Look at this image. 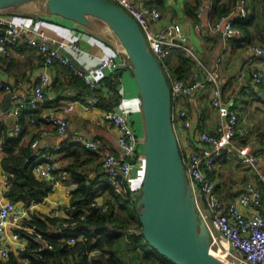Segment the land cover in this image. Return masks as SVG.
Segmentation results:
<instances>
[{
  "label": "built area",
  "instance_id": "built-area-1",
  "mask_svg": "<svg viewBox=\"0 0 264 264\" xmlns=\"http://www.w3.org/2000/svg\"><path fill=\"white\" fill-rule=\"evenodd\" d=\"M111 1L135 19L146 39L147 48L158 61L165 64V60L176 46H182L194 59L198 60L199 67L194 66L186 76L171 80L172 100L191 95L208 85L210 87L209 103L216 110L219 122L215 132L201 129L198 132V148L184 156L186 180L195 198L196 209L208 228L210 252L214 254L213 251L221 250L226 257L223 260L226 262L264 264V214L258 210L262 201L261 187L252 181H248L236 197L226 201L215 192L216 180L213 176V170L224 148L237 151L241 162L249 165L256 177L264 182V170L259 167V156L247 147L237 145L233 141L237 130L238 112L232 108L222 92V74L216 69L201 65L191 47L185 44L187 39L181 23L164 20L161 10L156 5H146L136 0ZM204 8L202 3L196 6L195 12L198 17L202 16ZM236 14L242 17L246 16L247 8L243 0H240ZM231 15L232 13L223 15L206 27L202 23L196 22L194 28L200 36H204L207 30L221 31L222 48H226L232 40L242 36V29L233 23ZM22 36H26L27 44L35 53L42 56L43 66L36 75L31 90L24 86V79H20L14 84L4 82L0 77V91L10 94L9 113L13 114L16 120L18 119L14 126L15 134L21 130V110L29 106L35 108L43 102L44 90L51 81L49 68L52 65L59 64L73 71L90 88L96 87V79L100 75L114 73L121 68L127 70L131 68L127 57L120 54L102 56L96 64L89 68L77 67L64 52L65 50L73 53L81 52L82 46L77 40L55 38L42 29L6 15L0 9V56L14 58L16 55L14 46ZM177 40L182 43L180 44ZM254 50L256 54H261L263 51L260 46H254ZM249 75L252 83L261 88L264 98V69L253 67L250 69ZM121 87L120 85L119 101L104 114V118L109 120L117 131L115 143L118 151L104 147L100 142L85 138L79 133L73 135L72 140L95 152L101 161L104 171L103 178L109 182L114 190L126 192V186H131L130 181L133 175L143 176L145 160L143 144L136 132L134 120L129 111L131 98ZM86 103L96 106V98L89 97L86 99ZM74 104L75 100L71 94H68L63 109L71 111ZM171 115L173 122L175 118L179 117L185 127L190 126V116L185 109L174 110L172 108ZM28 119L32 124L35 123V118L32 115L28 116ZM66 127L67 121L64 118H56L49 114L46 123L34 131L30 146L37 148L42 136L48 135L52 131L62 134ZM65 144V141L58 142L43 151L38 148L35 149L33 154L36 155V160L32 171L38 179L46 180L52 185L66 184V191L71 194L76 182L70 178V172L64 164L62 154ZM7 178L6 189L0 187V258L7 259L11 252L18 253L25 250H31L38 256L40 255V246L34 250L28 249L27 243H22L19 232L24 230L34 234L37 239L44 236L43 233L36 230L34 224L24 223V220L30 219L31 208L38 202H32L27 206L24 202L18 204L8 198L6 192L11 187L8 174ZM135 195L136 193H133V196ZM91 208H100L104 211L108 208V204L106 201L94 199L78 216L68 211V204L66 215L63 218H57L55 225L46 230V234H56L54 240L64 243L68 248L74 247L78 240L83 237V234L76 236L68 232L80 227L77 224L85 220ZM53 214L58 215L56 212ZM50 242L49 240L43 241L41 245L51 248ZM96 253L98 250H93L89 252L88 256L91 257ZM21 261L28 264L29 258L23 257ZM153 264L175 263L156 260Z\"/></svg>",
  "mask_w": 264,
  "mask_h": 264
},
{
  "label": "crops",
  "instance_id": "crops-1",
  "mask_svg": "<svg viewBox=\"0 0 264 264\" xmlns=\"http://www.w3.org/2000/svg\"><path fill=\"white\" fill-rule=\"evenodd\" d=\"M136 1L146 5H156L161 10L164 20L180 22L186 34V39L190 42L191 50L198 57L201 65L220 71L223 77L222 92L225 98L228 99L229 104L238 112L237 130L233 141L235 144L245 146L258 155L260 158L259 167L264 170V98L261 88L252 83L249 75L250 69L253 67L264 69V0H243L247 12L255 13V24L250 33L242 32V36L231 41L226 48H222L221 31L207 30L205 36H200L194 28L196 22L202 23L206 27L209 23L216 21L210 20L207 16L212 0ZM239 2L240 0H237L236 9ZM191 3L204 4V12L197 20L191 17L188 10L190 6H187V4ZM23 5L24 7L20 10L16 7L5 10L14 12L18 18H15L16 20L24 21L35 28L42 29L55 38L77 40L82 46L81 52L64 51L70 61L77 67H92L100 57L116 55L121 52L119 42L112 30L107 24L99 25L97 18L89 16L87 24H80L59 14L49 12L45 0L42 3L32 1L30 4H22L19 7ZM232 9L230 8L228 12L231 13ZM254 46H260L263 50L262 53L256 54ZM14 49L16 55L13 61L10 62L5 57L0 56V77L4 82L14 84L18 80L24 79V86L31 90L35 77L43 66V61L27 44L26 36L19 39ZM192 58L191 69L194 66L199 67L198 60ZM64 69L66 68L59 64H54L49 68L51 81L44 90L43 102L37 106L39 109L38 121L32 124L28 117L25 119L27 130L21 139V144L30 146L34 131L46 123L49 114L56 118L62 117L67 121L65 132L57 134L52 131L48 135L42 136L37 148L43 151L55 143L65 141L67 145H70L62 154L66 167L69 163L75 162L77 170L85 172L89 178H103L104 171L98 156L83 148L78 142L73 141L72 136L79 133L85 138L100 142L104 147L118 151L115 143L117 131L113 124L104 118V109L86 103V99L89 98L87 96L74 99L75 104L71 111L63 109L66 100L64 94L72 93L68 92L67 85H61L65 84ZM234 70L235 73L231 74ZM121 79V89L131 98L129 111L133 117L136 132L138 136H141L143 133L142 124H139V129L137 126V122L140 121L141 123L142 118L136 83L128 70L123 71ZM7 94L0 91V105L8 101L9 108L11 103L7 99ZM209 95L210 87L207 85L198 92L172 100L174 110L183 108L190 116L189 127H185L179 117L174 119L173 124L178 145L184 155L198 148V132L201 129L215 132L217 128L219 117L216 110L209 103ZM0 120H3L11 133H15L14 126L18 119L16 120V117L9 113L8 109L0 113ZM37 148L31 147L32 151ZM74 154H77V156L75 157ZM1 157L2 151L0 150V160ZM213 176L216 180L217 194L225 201L236 197L243 190L246 182L252 181L258 184L262 189V201L258 210L264 214V182L256 177L255 172L249 165L241 162L237 151H231L230 148L222 150L220 159L213 170ZM70 178L75 181L72 177ZM140 179L139 174L133 175L130 185L134 188L139 187ZM6 182H8L7 174L0 164V187L6 189ZM105 194L106 192L100 193L95 199L105 201ZM70 197L71 194L66 191V184L53 185V191L45 197L44 201L36 203L31 208L29 217L31 218L32 213L35 212L36 215L63 218L66 215ZM16 202L20 204L23 201ZM55 212L58 214L57 216L53 214ZM40 240L43 242L49 239L43 236ZM21 241L24 244L27 243L24 237H21Z\"/></svg>",
  "mask_w": 264,
  "mask_h": 264
},
{
  "label": "trees",
  "instance_id": "trees-1",
  "mask_svg": "<svg viewBox=\"0 0 264 264\" xmlns=\"http://www.w3.org/2000/svg\"><path fill=\"white\" fill-rule=\"evenodd\" d=\"M236 2L237 0H212L207 16L214 21L223 15L230 14L228 11L233 8L231 10L233 23L239 26L242 32L248 34L255 24V13L248 11L246 16L237 15ZM196 5V3L187 4V6H190L188 10L191 17L195 20L198 19L195 12ZM4 13L13 18L16 17L14 12L4 11ZM117 54L125 56L123 52ZM38 56L43 60L40 54ZM6 59L10 62L13 61V58L7 57ZM159 63L167 82L171 84L172 79L184 77L191 71L193 58L182 46H177L171 51L164 62L165 64L161 61ZM124 70L127 69L121 68L114 73L100 75L96 79V87L90 88L76 73L64 69L65 84L61 85L68 86V92H72L70 94L73 99L82 96L95 97L96 106L107 111L119 101L121 75ZM128 71L132 76V69L129 68ZM66 95L64 94V97ZM38 113L39 109L37 107L23 108L20 112L22 127L17 134L11 133L3 120H0V150L2 151L0 164L9 175L11 183L6 196L14 201L22 200L27 206L32 202L44 201L45 197L53 191V185L50 182L38 179L34 175L32 167L36 155L33 154L30 146L21 144V139L27 130L25 119L32 115L35 117V122H37ZM172 123L174 124V122ZM78 144L85 148L81 143ZM69 146L66 143L63 151H66ZM93 153L97 155L95 152ZM180 153L184 158L185 155L181 149ZM74 155L77 156V154ZM67 170L70 172L71 177L77 181L76 188L71 192L68 211L78 216L92 200L103 192H106L105 201L108 208L104 211L100 208H91L85 220L77 224L80 227L68 232L76 236L83 234V237L72 248H68L64 243L54 240L56 234H46V230L55 225L57 218L50 215H36L33 212L31 218L24 220V223L34 224L36 230L43 233L44 238L51 241L52 247H44V245H41L43 242L37 239L34 234L21 230L19 232L21 237L27 240V248L34 250L40 246V255L36 256L31 250L18 253L11 252L7 259H0V264H24L21 261L23 257L29 258L28 264H153L156 260L171 261L151 247L143 237L136 206V201L140 196L139 190L142 177H140L139 187L126 186V192H124L114 190L104 178H89L85 172L77 170L75 162L69 163ZM215 192L218 193L216 188ZM133 193H136V195L133 196ZM93 250H98V253L89 257V252Z\"/></svg>",
  "mask_w": 264,
  "mask_h": 264
},
{
  "label": "water",
  "instance_id": "water-1",
  "mask_svg": "<svg viewBox=\"0 0 264 264\" xmlns=\"http://www.w3.org/2000/svg\"><path fill=\"white\" fill-rule=\"evenodd\" d=\"M30 0H0V9ZM49 12L87 24L106 23L130 62L140 98L144 172L136 201L146 242L175 264H236L209 250V231L196 209L176 138L170 84L146 39L127 12L111 0H45ZM240 3V2H239ZM180 44V40H177ZM190 47V42H185ZM235 70L231 72L234 74ZM10 101V94H7ZM9 102L0 105V113Z\"/></svg>",
  "mask_w": 264,
  "mask_h": 264
},
{
  "label": "rangeland",
  "instance_id": "rangeland-1",
  "mask_svg": "<svg viewBox=\"0 0 264 264\" xmlns=\"http://www.w3.org/2000/svg\"><path fill=\"white\" fill-rule=\"evenodd\" d=\"M32 1H34V2H35V1H36V2L39 1L40 3L43 2V0H30V1H27V2L22 3V4H26V3L30 4V2H32ZM22 4H20V5H22ZM20 5L16 6V8H19V10L22 9V8L24 7V5L21 6V7H19ZM27 7H28V6H27ZM27 7H25V8H27ZM8 9H9V8H8ZM1 11L4 12V11H6V10H5V9H1ZM15 18L18 19L17 17H15ZM94 18H95V17H94ZM97 21L99 22V25H101V26H103L104 24H106V23H104V22L102 23V21L99 20V19H97ZM97 24H98V23H97ZM204 36H205V35H204ZM176 47H177V46H176ZM174 48H175V47H174ZM174 48H173V49H174ZM173 49H172V50H173ZM201 59H202V58H201ZM135 83H136V82H135ZM139 100H140V98H139ZM139 105H140V103H139ZM137 123H138V125H137V126H138V129H139V124H142V120H141V123H140V121L137 122ZM141 128H142V131H143V127H141ZM234 139H235V138H234ZM140 140L143 141V133H142L141 136H140Z\"/></svg>",
  "mask_w": 264,
  "mask_h": 264
},
{
  "label": "bare ground",
  "instance_id": "bare-ground-1",
  "mask_svg": "<svg viewBox=\"0 0 264 264\" xmlns=\"http://www.w3.org/2000/svg\"><path fill=\"white\" fill-rule=\"evenodd\" d=\"M214 252V254L217 256V257H219V258H221V259H226V257L223 255V252L221 251V250H216V251H213Z\"/></svg>",
  "mask_w": 264,
  "mask_h": 264
}]
</instances>
